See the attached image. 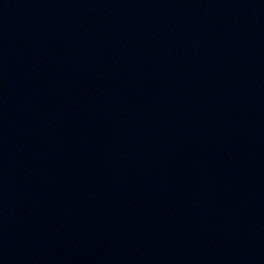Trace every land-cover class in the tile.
Returning a JSON list of instances; mask_svg holds the SVG:
<instances>
[{
  "label": "water",
  "instance_id": "1",
  "mask_svg": "<svg viewBox=\"0 0 264 264\" xmlns=\"http://www.w3.org/2000/svg\"><path fill=\"white\" fill-rule=\"evenodd\" d=\"M0 264H264V0H0Z\"/></svg>",
  "mask_w": 264,
  "mask_h": 264
}]
</instances>
